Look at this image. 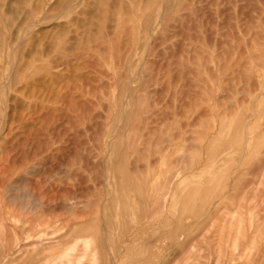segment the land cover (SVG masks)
<instances>
[{
  "label": "rangeland",
  "instance_id": "1",
  "mask_svg": "<svg viewBox=\"0 0 264 264\" xmlns=\"http://www.w3.org/2000/svg\"><path fill=\"white\" fill-rule=\"evenodd\" d=\"M0 264H264V0H0Z\"/></svg>",
  "mask_w": 264,
  "mask_h": 264
}]
</instances>
